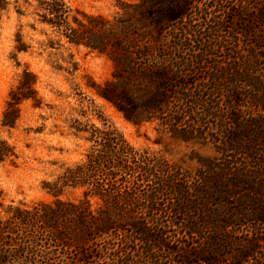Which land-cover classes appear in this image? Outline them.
I'll list each match as a JSON object with an SVG mask.
<instances>
[{"label":"trees","instance_id":"1","mask_svg":"<svg viewBox=\"0 0 264 264\" xmlns=\"http://www.w3.org/2000/svg\"><path fill=\"white\" fill-rule=\"evenodd\" d=\"M132 1L145 30L65 0L14 3L19 17L31 9L59 40L107 55L112 78L97 94L136 128L157 124L191 150L175 162L134 146L106 120L71 118L70 135L89 145L85 157L44 182L51 202L0 201V264H245L264 248V232L240 230H264V36L256 26L264 11L235 4V44L227 46L222 14L200 9L197 17L190 0ZM11 5L0 0V26ZM252 35L257 43L246 41ZM17 42L27 52L19 33ZM37 82L23 70L4 128H16L24 103L42 108ZM12 154L0 141V160ZM70 190L80 191L77 200L62 198Z\"/></svg>","mask_w":264,"mask_h":264},{"label":"rangeland","instance_id":"2","mask_svg":"<svg viewBox=\"0 0 264 264\" xmlns=\"http://www.w3.org/2000/svg\"><path fill=\"white\" fill-rule=\"evenodd\" d=\"M10 1L12 5L3 15L0 26V141H6L13 147V154L5 160H0V201L9 203L12 200H22L30 203L51 202L54 199L43 190L44 182L55 181L67 167L83 160L89 146L84 140L70 135L68 126L71 118L98 125L106 120L119 128L138 148H151L175 162L185 158L192 147L172 139L164 132L161 134V128L159 130L157 124L136 128L126 121L111 103L97 94V86H104L112 78L114 65L107 55L92 52L84 46H71L64 39L59 40L52 28L34 21L29 15L31 9L23 7L22 10L26 11L28 16L19 17L14 3L17 0ZM18 1L20 5L23 2ZM65 1L74 9L94 17L105 18L112 23L119 20L128 21L134 23L141 31L147 28L148 22L140 20L139 10L132 7L139 2ZM242 1L190 0V3L195 8L193 15L196 14L197 17L200 16V9L207 10L210 18L212 14L224 16L225 21L223 28L219 29V34L227 40V46H232L235 44V29L238 28L234 20L235 4ZM249 3L257 7L253 9L254 13H258L259 9L264 11V0H250ZM140 9L144 10V7ZM224 12L229 13L224 15ZM31 25H34L35 29ZM256 26L262 32L261 36H264V16ZM239 27L243 28L241 25ZM18 33L27 46V52H17ZM48 39L56 41L55 49L46 45ZM257 39L256 35H252L245 40L254 44ZM259 42L264 45V41ZM217 55L219 60L228 58L222 52ZM26 68L38 76L36 89L42 108H34L30 101L24 103L20 108L21 115L16 128L10 130L2 126L4 111L10 92L17 86L20 75ZM236 115L239 113L235 110ZM157 140L162 143H157ZM201 153L212 154L211 151L203 149ZM79 196L80 191L70 190L62 198L77 200ZM247 226L240 230L253 232L257 228L259 236L264 232L261 230L262 226L255 223ZM250 261L245 264H264V248Z\"/></svg>","mask_w":264,"mask_h":264}]
</instances>
